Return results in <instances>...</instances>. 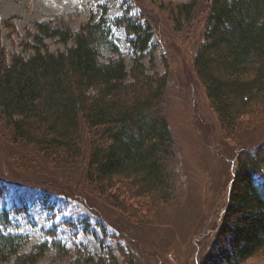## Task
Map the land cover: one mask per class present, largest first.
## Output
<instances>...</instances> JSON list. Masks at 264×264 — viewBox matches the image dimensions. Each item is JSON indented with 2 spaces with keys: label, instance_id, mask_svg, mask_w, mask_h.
Listing matches in <instances>:
<instances>
[{
  "label": "trees",
  "instance_id": "obj_1",
  "mask_svg": "<svg viewBox=\"0 0 264 264\" xmlns=\"http://www.w3.org/2000/svg\"><path fill=\"white\" fill-rule=\"evenodd\" d=\"M202 3L190 0L166 8L177 31L191 23ZM207 3L193 71L223 128L236 131L250 116L264 115V0ZM107 11L103 5L99 17L93 13L77 31L38 23L34 43H27L34 51L30 57L9 55L0 39V123L11 128L14 142L35 146L49 165L86 158L87 181L115 204L127 209L134 206L129 200L143 198V203L152 201V208L171 202L178 191V147L167 116L169 66L160 73L148 53L152 19L135 18L127 8L112 20ZM6 25L0 16V33ZM113 26L126 32L133 52L130 66L113 38ZM47 38L73 45L52 52ZM104 49L116 56L102 61ZM148 54L150 67L144 63ZM263 164L264 144L236 159L221 229L229 245L227 264L264 254ZM5 188L0 182V200ZM14 212L29 215L27 208ZM12 214L0 209V262L24 257L22 264H33L50 243L20 254L29 238L6 233ZM52 245L63 256L69 252L60 241ZM76 253L89 264L104 263L84 248Z\"/></svg>",
  "mask_w": 264,
  "mask_h": 264
},
{
  "label": "rangeland",
  "instance_id": "obj_2",
  "mask_svg": "<svg viewBox=\"0 0 264 264\" xmlns=\"http://www.w3.org/2000/svg\"><path fill=\"white\" fill-rule=\"evenodd\" d=\"M188 1L0 0V16L7 23L0 39L9 55L34 54L27 43H34L38 23L77 31L93 13L98 18L107 5L112 20L127 8L135 18L152 19L154 36L148 53H153L160 73L169 66L167 116L178 147V191L169 203L160 201L150 208L152 201L143 203L139 198L129 200L134 206L124 209L89 184L86 158L49 165L35 146L14 142L11 128L0 123V182L6 186L0 209L13 212V224L6 233L29 238L20 252L23 256L38 243H50V249L33 264H89L85 257L77 258L78 247L94 260L103 259V264H227L229 245L221 229L236 159L243 151L264 144V115L250 116V123L236 131L223 128L193 71V58L203 42L208 0L198 6L184 30L175 29L166 9ZM112 35L130 66L133 52L125 30L113 26ZM45 43L52 52L73 45L58 38H47ZM113 56L114 52L104 49L100 57L107 61ZM149 59L150 54L144 59L147 67ZM262 169L264 173V164ZM18 208H27L29 215L14 212ZM54 240L65 245L67 255L53 247ZM23 258L0 264H22ZM244 264H264V254Z\"/></svg>",
  "mask_w": 264,
  "mask_h": 264
}]
</instances>
